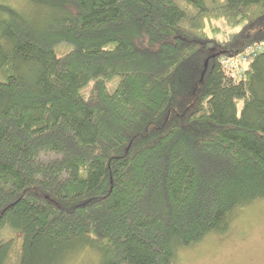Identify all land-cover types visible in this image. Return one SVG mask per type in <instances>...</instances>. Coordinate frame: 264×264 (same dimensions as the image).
<instances>
[{
	"label": "trees",
	"instance_id": "1",
	"mask_svg": "<svg viewBox=\"0 0 264 264\" xmlns=\"http://www.w3.org/2000/svg\"><path fill=\"white\" fill-rule=\"evenodd\" d=\"M28 1L39 19L0 3V234H21L19 264H175L264 201V54L238 83L219 65L264 40V0Z\"/></svg>",
	"mask_w": 264,
	"mask_h": 264
},
{
	"label": "rangeland",
	"instance_id": "2",
	"mask_svg": "<svg viewBox=\"0 0 264 264\" xmlns=\"http://www.w3.org/2000/svg\"><path fill=\"white\" fill-rule=\"evenodd\" d=\"M0 3L13 7L29 21L39 19L44 12L28 0H0ZM218 25L227 38L229 29L222 22ZM68 50V46L60 45L55 52L63 55ZM118 81L119 77L115 76L108 83L110 91ZM86 92L87 88L82 90V94ZM230 219L225 234L210 235L191 249L180 251L175 264H264V201L234 211ZM1 232L0 241L11 240L12 243L4 264H19L23 244L21 234L10 228ZM64 264H100V256L84 250L66 259Z\"/></svg>",
	"mask_w": 264,
	"mask_h": 264
},
{
	"label": "built area",
	"instance_id": "3",
	"mask_svg": "<svg viewBox=\"0 0 264 264\" xmlns=\"http://www.w3.org/2000/svg\"><path fill=\"white\" fill-rule=\"evenodd\" d=\"M264 54V40L254 42L246 49L230 57H221L219 65L224 77L233 83H238L244 78L247 66L257 57Z\"/></svg>",
	"mask_w": 264,
	"mask_h": 264
},
{
	"label": "water",
	"instance_id": "4",
	"mask_svg": "<svg viewBox=\"0 0 264 264\" xmlns=\"http://www.w3.org/2000/svg\"><path fill=\"white\" fill-rule=\"evenodd\" d=\"M206 64H207V60H206V62H205V64H204V65H205V67H206Z\"/></svg>",
	"mask_w": 264,
	"mask_h": 264
}]
</instances>
